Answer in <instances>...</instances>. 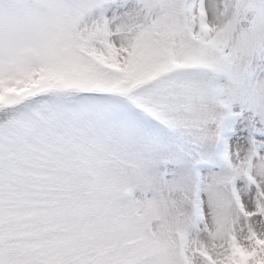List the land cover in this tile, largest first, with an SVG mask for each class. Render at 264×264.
<instances>
[{
    "label": "snow or ice",
    "instance_id": "snow-or-ice-1",
    "mask_svg": "<svg viewBox=\"0 0 264 264\" xmlns=\"http://www.w3.org/2000/svg\"><path fill=\"white\" fill-rule=\"evenodd\" d=\"M0 264H264V0H0Z\"/></svg>",
    "mask_w": 264,
    "mask_h": 264
}]
</instances>
